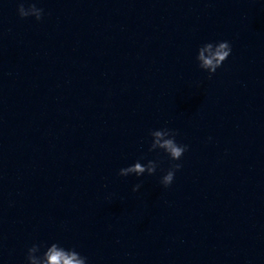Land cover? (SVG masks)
<instances>
[{
    "label": "clouds",
    "instance_id": "clouds-1",
    "mask_svg": "<svg viewBox=\"0 0 264 264\" xmlns=\"http://www.w3.org/2000/svg\"><path fill=\"white\" fill-rule=\"evenodd\" d=\"M25 3L28 4L25 7ZM17 13L21 19L34 17L36 21H40L44 16V9L36 6L35 2L28 0H20L17 6ZM232 52V46L228 41L207 42L200 46L197 50L196 61L198 67L208 73L209 79L214 75L218 68L222 67L223 63L229 58ZM179 133L174 129L160 128L149 131L151 143L149 152L162 151L169 160L179 161L184 153L188 151L189 146L179 144L176 141V136ZM211 139V137H209ZM158 163L156 160H148L146 164H142L139 160L128 167L121 168L118 175L129 176L135 175L140 177L147 173L153 175L156 173ZM182 168L179 163H173L164 174L160 183L165 187H169L175 178V174ZM138 183L133 186L132 191L137 192L141 188ZM43 249V252H41ZM26 264H88V258L82 256L74 247L65 248L58 242H53L50 245L45 243H33L27 248L25 256Z\"/></svg>",
    "mask_w": 264,
    "mask_h": 264
}]
</instances>
